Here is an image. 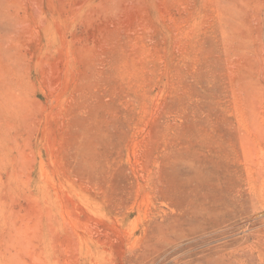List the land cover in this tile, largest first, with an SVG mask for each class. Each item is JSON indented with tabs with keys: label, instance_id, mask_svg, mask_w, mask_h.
I'll return each mask as SVG.
<instances>
[{
	"label": "rangeland",
	"instance_id": "obj_1",
	"mask_svg": "<svg viewBox=\"0 0 264 264\" xmlns=\"http://www.w3.org/2000/svg\"><path fill=\"white\" fill-rule=\"evenodd\" d=\"M0 264H264V0H0Z\"/></svg>",
	"mask_w": 264,
	"mask_h": 264
}]
</instances>
